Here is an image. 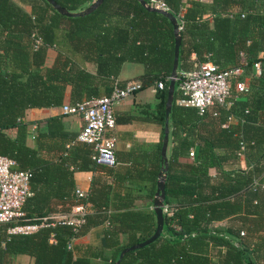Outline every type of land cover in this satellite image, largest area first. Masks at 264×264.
Masks as SVG:
<instances>
[{"label": "trees", "instance_id": "16d2710c", "mask_svg": "<svg viewBox=\"0 0 264 264\" xmlns=\"http://www.w3.org/2000/svg\"><path fill=\"white\" fill-rule=\"evenodd\" d=\"M56 1L80 12L94 0ZM163 1L182 36L178 71L210 61L221 70L241 67L244 72L231 81L227 106L215 104L203 112L177 103L176 81L163 232L153 243L127 252L119 264H261L264 0ZM174 43L171 19L139 0H103L78 16L61 14L47 0H0V155L15 161L16 169L31 172L32 192L23 205L25 220L0 223V264H15L21 255L32 264H115L124 248L153 235L156 213L137 202L151 205L165 167L161 152ZM129 80H138L141 88L163 81L156 91V121L163 134L144 150L115 152L112 166L96 163L93 145L78 140L79 131L66 126L65 114L24 120L32 108H61L109 95L116 83L124 87ZM236 80H244L247 88L236 93ZM231 116L235 120L229 121ZM242 143L246 166L226 169L240 161ZM77 171H104L112 180L93 177L89 193L77 197ZM80 203L88 211L78 226L55 223L32 233L9 231L69 213ZM224 220L232 222L214 226ZM84 237L89 240L81 241ZM253 237L260 241L252 243Z\"/></svg>", "mask_w": 264, "mask_h": 264}, {"label": "built area", "instance_id": "2783aa9c", "mask_svg": "<svg viewBox=\"0 0 264 264\" xmlns=\"http://www.w3.org/2000/svg\"><path fill=\"white\" fill-rule=\"evenodd\" d=\"M147 5L160 9L169 10L163 0H147ZM255 74L261 73L260 62L254 64ZM244 70L241 67L221 70L210 61L199 63L192 70H180L176 81L181 92L180 104L196 107L203 112L209 107L220 104L227 106L233 96L231 81L241 75ZM155 91L164 87L163 81L156 83ZM247 88L244 80H236L235 92L240 93ZM141 89L139 84L129 81L124 87L117 83L111 94L91 100L76 103L66 102L61 106V113L81 117L84 125L78 134V140L92 144L94 154L92 158L96 163L112 166L115 162L117 138L111 134L116 126L114 107L117 103L126 100L134 91ZM235 120L230 117L229 121ZM245 143L241 144L242 156ZM195 156V150L191 149L190 157ZM15 161L0 155V223L18 222L25 220L23 205L32 194L30 188L31 172L15 168ZM77 197H85L87 193L77 187ZM169 207L164 206V211ZM88 211L86 204H78L71 212L66 214H51L44 216L37 222L18 224L9 229L11 233H32L41 227L66 223L78 226L85 221Z\"/></svg>", "mask_w": 264, "mask_h": 264}, {"label": "crops", "instance_id": "0c3cea01", "mask_svg": "<svg viewBox=\"0 0 264 264\" xmlns=\"http://www.w3.org/2000/svg\"><path fill=\"white\" fill-rule=\"evenodd\" d=\"M191 58L194 60L196 58L195 54H192ZM90 69L94 70V65H89ZM133 72V71H132ZM134 83L139 84L138 80H129ZM128 81V82H129ZM179 103L178 100H176ZM159 99L156 96V91L154 86L141 88L132 95H130L126 100L119 102L114 107V112L116 115V126L111 131V134L117 138L116 144V154L127 153L131 151L134 147L137 149L147 148L148 145L156 144L160 141L163 134L162 124L156 121V111ZM180 104V103H179ZM61 113V108H32L26 111L24 120L35 122L44 117L57 115ZM131 118L125 121V118ZM64 121L67 127L75 128L79 132L81 131L84 121L81 117L76 115H65ZM36 124H30V130L34 131ZM8 134L11 136L16 135V129L7 130ZM28 142H32L29 138ZM184 160V159H183ZM103 165V164H102ZM246 166V159L244 156H240V161L237 163L226 164V169H235L236 167ZM216 170L212 169V175L216 174ZM93 177L101 178L107 182H111L112 176L100 171L98 173L92 171H77L74 174L75 182L78 188L84 190L87 194L90 191L91 181ZM154 200V199H153ZM153 200L151 205H149V200H138L137 205L139 207H149L154 209ZM230 220H224L221 222H216L214 226H225L230 224ZM242 222L238 220V226L242 225ZM260 236H264V231L259 232ZM259 235V234H258ZM258 237H253L252 243H258L260 241ZM88 237H84L81 241H88ZM258 257L260 263L264 264V251L258 252ZM15 264H32L31 259L28 256H18L16 258Z\"/></svg>", "mask_w": 264, "mask_h": 264}, {"label": "water", "instance_id": "95a60500", "mask_svg": "<svg viewBox=\"0 0 264 264\" xmlns=\"http://www.w3.org/2000/svg\"><path fill=\"white\" fill-rule=\"evenodd\" d=\"M49 3L52 4V6L59 11L61 14L68 15V16H78V15H84L86 13L91 12L95 8H97L103 0H94L86 9L80 12H70L68 9L65 7L61 6L56 0H47ZM144 6H146L148 9L154 10L161 12L168 16L172 23H173V28H174V34H175V43H174V58H173V66H172V72H171V78L167 90V98H166V120H165V125H164V138H163V144H162V157L164 160V166L162 170L159 172V178L157 181V188L155 191V196L153 200V207L154 211L156 213L157 217V226L156 229L153 233L152 236H150L148 239L137 243L135 245L126 247L122 250L120 253L119 259L116 261L115 264H119L124 255L131 251L135 250L137 248L149 245L156 241L162 234L163 232V227H164V204H165V198H166V170L168 168V159H167V148L169 144V113L171 111L172 105L174 103L175 99V90H176V79L178 76V70H179V54H180V45H181V40L182 36L180 34V28L178 24V20L176 16L167 10H160L156 8H152L147 5L146 0H139Z\"/></svg>", "mask_w": 264, "mask_h": 264}]
</instances>
